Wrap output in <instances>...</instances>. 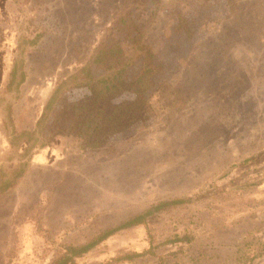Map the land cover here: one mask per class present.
<instances>
[{
    "label": "rangeland",
    "instance_id": "rangeland-1",
    "mask_svg": "<svg viewBox=\"0 0 264 264\" xmlns=\"http://www.w3.org/2000/svg\"><path fill=\"white\" fill-rule=\"evenodd\" d=\"M1 26L9 40L0 48V122L12 107L16 133L6 125L0 134L18 142L5 154L13 156L7 173L32 158L0 195V264H55L65 246L178 199L189 202L74 264H264V0H240L233 10L227 0H0ZM38 36L16 97L12 64L24 39ZM114 44L132 80L152 55L147 120L97 150L50 131L53 113L38 127L59 80L80 78L66 87L71 101L90 95L80 70L89 63L96 78L106 76L90 62Z\"/></svg>",
    "mask_w": 264,
    "mask_h": 264
},
{
    "label": "trees",
    "instance_id": "trees-1",
    "mask_svg": "<svg viewBox=\"0 0 264 264\" xmlns=\"http://www.w3.org/2000/svg\"><path fill=\"white\" fill-rule=\"evenodd\" d=\"M206 3L212 0H204ZM231 10L237 8L240 0H227ZM179 27L186 30L189 35L186 20L184 17H178ZM38 36L30 41L24 39L19 47L20 54L17 56L12 71L13 80L11 86L17 90V97L20 96L19 87L26 80L25 56L28 53V47H35L39 44ZM22 47V49H21ZM152 55L147 51L145 71L137 78L130 79L126 70L129 66L128 58L122 49L114 44L109 49H99L94 57L93 63L99 68L107 71L106 76L95 77L91 71V64L87 63L81 70V77L84 86L88 88L90 95L77 101H71L66 95L65 90L69 83H77L80 78L72 75L65 80H59L53 94L47 101L44 112L38 121V127H42L44 122L53 113V129L57 135H66L78 138L82 141L83 150L101 149L108 143L109 139L117 134L123 133L138 123L147 120L149 111V102L145 98V93L153 86L152 73L153 68L150 64ZM86 79H85V78ZM76 88L79 86L75 85ZM130 93L135 96L133 100H123L117 102L124 94ZM55 108L57 110L54 112ZM12 118L11 111L8 119ZM16 129H14V135ZM11 146H18L15 136L10 140ZM32 156L28 154L25 163L15 170L14 177H7L0 170V193L6 192L14 187L27 172L29 162ZM247 164V163H246ZM189 202L187 199H178L175 201L162 202L152 206L145 213L130 219L112 229L104 231L102 234L90 242L80 246H65L63 256L55 264H74L75 260L91 252L101 243L106 242L115 234L146 224L147 220L155 214L161 213L174 206H180ZM175 242H184V239L177 238ZM187 242H189L187 240ZM147 255H155L151 250L147 253H132L124 257H118L114 260L116 263L133 262L134 260Z\"/></svg>",
    "mask_w": 264,
    "mask_h": 264
},
{
    "label": "crops",
    "instance_id": "crops-1",
    "mask_svg": "<svg viewBox=\"0 0 264 264\" xmlns=\"http://www.w3.org/2000/svg\"><path fill=\"white\" fill-rule=\"evenodd\" d=\"M6 34H9L8 33V30L5 28V27H3V26H1L0 27V48H2L3 46H6V42L9 40V37H8V35H6ZM4 35H6L5 37H4ZM15 63V62H14ZM13 68H14V64H12V68H11V73H10V81H9V83L10 82H12V80H13V77H12V71H13ZM25 70V69H24ZM26 73V72H25ZM25 83V82H24ZM23 83V84H24ZM23 84L19 87V90H21V87L23 86ZM16 89H15V87H14V85H13V87H12V93H13V95L14 96H16L17 95V93H16ZM17 97V96H16ZM10 111H11V114H12V118L11 119H8V117H9V113H10ZM4 120L5 121H3V122H0V128H4L6 125L8 126V128L10 129V130H12L13 129V132H14V127L13 126H10L9 125V122L11 123V125H12V122H13V111H12V107H8V109H7V111H6V113H4ZM12 121V122H11ZM14 125V124H13ZM11 127H12V129H11ZM12 133L10 132V138L8 139V138H6V136H5V134H3V135H1L0 134V170H2L3 172H4V174H6V176L7 177H11V178H13L14 177V173L13 174H11V175H9L8 173H7V171L6 170H8L7 168V164H8V162H11V161H13V156H10V155H6L5 156V154H6V152L8 151V148L10 147L11 149H13V147L11 146V142H10V140H12ZM26 162V161H25ZM25 162H23V163H25ZM30 165H31V160H30V162H29V168H30ZM20 167V166H19ZM18 167V168H19ZM18 168H16V169H18ZM29 168H28V170H29ZM16 169H14V171L16 170ZM28 170H27V172H28ZM25 175V174H24ZM264 186V185H263ZM15 187V186H14ZM14 187H12L11 189H13ZM11 189H9L8 191H10ZM8 191H6V192H3V193H0V195H3V194H5V193H7ZM257 218H258V215H257ZM257 218L255 219V220H257ZM247 221H249L250 223H249V226H254V225H252L251 224V220H247ZM263 221H264V219H263ZM231 226H230V228H232L233 227V224H230ZM249 226H248V230H247V232H249L250 230H249ZM263 226H264V224H263ZM232 231H234L233 229H231V232ZM264 233V232H263ZM260 234V233H259ZM264 235V234H263ZM262 258H264V256L262 257Z\"/></svg>",
    "mask_w": 264,
    "mask_h": 264
}]
</instances>
